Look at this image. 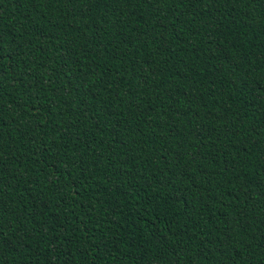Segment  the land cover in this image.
Instances as JSON below:
<instances>
[{"label":"trees","instance_id":"16d2710c","mask_svg":"<svg viewBox=\"0 0 264 264\" xmlns=\"http://www.w3.org/2000/svg\"><path fill=\"white\" fill-rule=\"evenodd\" d=\"M0 264H264V0H0Z\"/></svg>","mask_w":264,"mask_h":264}]
</instances>
